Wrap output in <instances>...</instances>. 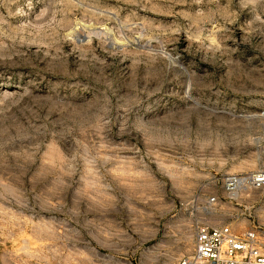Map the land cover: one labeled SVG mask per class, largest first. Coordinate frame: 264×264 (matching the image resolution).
Wrapping results in <instances>:
<instances>
[{"label":"rangeland","instance_id":"rangeland-1","mask_svg":"<svg viewBox=\"0 0 264 264\" xmlns=\"http://www.w3.org/2000/svg\"><path fill=\"white\" fill-rule=\"evenodd\" d=\"M260 165L264 0H0V264H177Z\"/></svg>","mask_w":264,"mask_h":264},{"label":"built area","instance_id":"built-area-1","mask_svg":"<svg viewBox=\"0 0 264 264\" xmlns=\"http://www.w3.org/2000/svg\"><path fill=\"white\" fill-rule=\"evenodd\" d=\"M220 180L224 192L235 200L241 185L255 190L264 187V165L248 172L226 173ZM177 264H264V229L258 226L238 232L228 224H196L193 248Z\"/></svg>","mask_w":264,"mask_h":264},{"label":"bare ground","instance_id":"bare-ground-1","mask_svg":"<svg viewBox=\"0 0 264 264\" xmlns=\"http://www.w3.org/2000/svg\"><path fill=\"white\" fill-rule=\"evenodd\" d=\"M242 187L240 188V190H239V192L237 193V196H246V194H249V193H251V192H253V191H256V190H263V188H261V189H251V188H249L248 186H245V185H241ZM211 218L213 219V220H216L217 221V217H215V216H211ZM212 220V221H213ZM212 223V222H211ZM213 225H218V223L216 224V223H212ZM230 226V225H229ZM187 229H188V227H187ZM190 231L191 230H189V231H187V233L189 232L190 233ZM185 232V231H184ZM191 236L192 235H186V233L184 234V243H183V245L185 246V247H187V249H188V251L190 250V242H191ZM192 247V246H191ZM191 251V250H190Z\"/></svg>","mask_w":264,"mask_h":264}]
</instances>
